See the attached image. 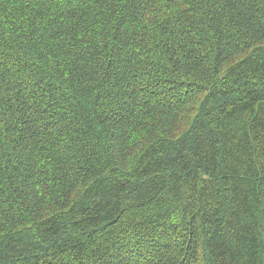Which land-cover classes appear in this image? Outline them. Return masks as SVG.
<instances>
[{
  "label": "trees",
  "instance_id": "obj_1",
  "mask_svg": "<svg viewBox=\"0 0 264 264\" xmlns=\"http://www.w3.org/2000/svg\"><path fill=\"white\" fill-rule=\"evenodd\" d=\"M0 264H264V0H0Z\"/></svg>",
  "mask_w": 264,
  "mask_h": 264
}]
</instances>
